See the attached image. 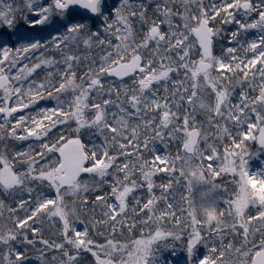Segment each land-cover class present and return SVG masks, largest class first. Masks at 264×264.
<instances>
[{"label": "snow or ice", "instance_id": "obj_1", "mask_svg": "<svg viewBox=\"0 0 264 264\" xmlns=\"http://www.w3.org/2000/svg\"><path fill=\"white\" fill-rule=\"evenodd\" d=\"M0 29V264H264V0H0Z\"/></svg>", "mask_w": 264, "mask_h": 264}, {"label": "trees", "instance_id": "obj_2", "mask_svg": "<svg viewBox=\"0 0 264 264\" xmlns=\"http://www.w3.org/2000/svg\"><path fill=\"white\" fill-rule=\"evenodd\" d=\"M228 27H231V26H228ZM108 79L114 80V78H108ZM49 103H54V102H51V101H41V104H43V105H47ZM11 143H14L17 148H19V149L22 150V149L26 148L28 142H22V143L11 142ZM257 149H258L257 145H253L250 148V151H252L253 153H256ZM0 200H5L6 203L11 202V198L10 197H6L2 192H0ZM52 231H54V229L49 230V231H46V235H50ZM166 254H167V252L164 255L166 256ZM177 254H179L181 256H184L183 251H180V250L177 251ZM35 263L37 264V263H39V261L36 260L35 255H33L32 256V264H35Z\"/></svg>", "mask_w": 264, "mask_h": 264}, {"label": "rangeland", "instance_id": "obj_3", "mask_svg": "<svg viewBox=\"0 0 264 264\" xmlns=\"http://www.w3.org/2000/svg\"><path fill=\"white\" fill-rule=\"evenodd\" d=\"M9 2H10V0H9ZM112 2L115 3V2H117V0H112ZM205 2H208V0H205ZM226 27H228V26H226ZM0 31H3V29H0ZM222 43H224V41H222ZM252 146L253 145H251V147ZM262 160H264V157H256V156H254L253 159H251L250 162H249L250 168L253 171H256V170H259L260 168L264 167V163H262ZM165 257H167L170 260H175L177 262L182 261L184 259V256H181L179 254H176L175 256H171L169 253H167ZM37 264H39V263H37Z\"/></svg>", "mask_w": 264, "mask_h": 264}, {"label": "water", "instance_id": "obj_4", "mask_svg": "<svg viewBox=\"0 0 264 264\" xmlns=\"http://www.w3.org/2000/svg\"><path fill=\"white\" fill-rule=\"evenodd\" d=\"M25 111H27V110H25ZM257 147H258V145H257Z\"/></svg>", "mask_w": 264, "mask_h": 264}]
</instances>
